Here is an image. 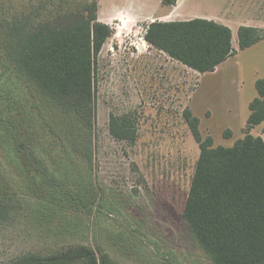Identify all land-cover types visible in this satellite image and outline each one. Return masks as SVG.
I'll return each instance as SVG.
<instances>
[{"label": "rangeland", "instance_id": "1", "mask_svg": "<svg viewBox=\"0 0 264 264\" xmlns=\"http://www.w3.org/2000/svg\"><path fill=\"white\" fill-rule=\"evenodd\" d=\"M1 3L0 42L4 40L6 49L17 34L6 27L7 9ZM97 4L98 20L112 31L96 57L92 173L98 201L90 213L68 210L58 215L54 211L59 202L35 206L26 194L32 187L13 182L6 173L7 189L21 195L0 196V264L28 253L85 244L118 264H215L182 219L200 152L183 112L189 110L199 120L202 139L211 138L214 147H231L248 133L264 139V123L246 128L249 104L258 97L255 84L264 79V39L213 72L198 74L148 45L144 36L155 21L203 18L230 26L237 50L239 27L252 24L264 30V0ZM112 118L115 137L110 133ZM124 123L128 131L119 136ZM17 161L7 157L1 168L9 171ZM71 161L54 179L59 186L84 192L88 202L86 192L94 184L89 186L88 177L79 174V160ZM102 190L114 196L115 206H104ZM44 208L46 214H38Z\"/></svg>", "mask_w": 264, "mask_h": 264}, {"label": "trees", "instance_id": "2", "mask_svg": "<svg viewBox=\"0 0 264 264\" xmlns=\"http://www.w3.org/2000/svg\"><path fill=\"white\" fill-rule=\"evenodd\" d=\"M1 1L6 27L17 38L6 49L0 42V196L21 195L7 189V173L13 182L32 187L26 194L37 207L54 200L58 215L90 213L99 196L92 173L96 57L112 31L98 20L97 0ZM237 38L235 50L231 29L203 18L155 21L144 36L148 45L198 74L213 72L263 40L264 30L241 26ZM255 86L258 97L249 104L247 130L264 123V79ZM183 118L200 152L182 219L215 264H264V139L248 133L231 147H214L211 138L202 139L199 120L189 110ZM110 133L115 137L114 118ZM7 157L18 160L17 167L1 168ZM72 158L79 160V174L88 177L89 186L94 184L86 192L88 202L84 192L54 179ZM101 195L104 206H115L114 196L103 190ZM8 264L118 263L85 244L24 254Z\"/></svg>", "mask_w": 264, "mask_h": 264}, {"label": "crops", "instance_id": "3", "mask_svg": "<svg viewBox=\"0 0 264 264\" xmlns=\"http://www.w3.org/2000/svg\"><path fill=\"white\" fill-rule=\"evenodd\" d=\"M223 25H225V26H227V24H223ZM250 26H248V27H253V28H256V26L255 25H252V24H249ZM227 27H229L230 29H231V27L230 26H227ZM232 31V30H231ZM232 37H233V32H232ZM238 53V52H237Z\"/></svg>", "mask_w": 264, "mask_h": 264}, {"label": "water", "instance_id": "4", "mask_svg": "<svg viewBox=\"0 0 264 264\" xmlns=\"http://www.w3.org/2000/svg\"><path fill=\"white\" fill-rule=\"evenodd\" d=\"M139 50H141L140 46H139Z\"/></svg>", "mask_w": 264, "mask_h": 264}]
</instances>
